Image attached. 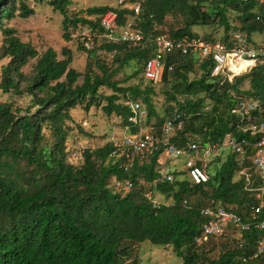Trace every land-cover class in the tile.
Listing matches in <instances>:
<instances>
[{
    "label": "trees",
    "instance_id": "trees-1",
    "mask_svg": "<svg viewBox=\"0 0 264 264\" xmlns=\"http://www.w3.org/2000/svg\"><path fill=\"white\" fill-rule=\"evenodd\" d=\"M30 1L0 0V34L4 36L0 60H8L2 65L0 91L9 95L0 100V264H129L125 258L145 242L172 248L182 258L181 264H264V256L243 261L261 236L255 228L246 233L242 248L229 237L204 246L194 242L206 220L201 214L204 200H212L214 207H236L242 215L256 205L238 176L242 159L232 151L223 161L218 156L208 164V182L192 185L183 171L175 173L174 183L162 180L158 159L163 148L143 160L136 158L133 167L124 171L110 158L111 140L85 149L77 165L69 161L66 145L74 128H82L73 115L77 106L85 110L95 106L107 116L114 114L124 128L130 124L129 100L143 103L147 123L156 117L160 124L181 113L182 127L174 139L179 146L186 141L221 143L228 132L254 141L249 133L239 131L242 122L232 110L238 99L255 98L264 104V63L249 73L248 91L242 88L245 77L230 81L213 75L211 62L196 66L193 54L169 56L174 69H166L156 84L146 82L144 70L154 55L155 25L168 24L176 38L200 36L194 26L214 25L224 31L217 41L230 42L236 30L246 31L252 40V33L264 32V25L255 21L259 1L140 0L137 20L144 38L132 43L110 40L101 22L103 15L114 11L119 31L137 18L127 6H92L83 16L70 12L72 0H33L63 16L66 41L74 39L76 30L83 32L77 43L86 53L84 72L72 66L71 47L64 46L60 53L53 47L39 52L7 25L16 17L26 19L35 13ZM86 29L91 31L85 33ZM205 39L215 41L210 35ZM88 40L93 42L91 48L85 46ZM99 51L112 53V61ZM31 59L35 62L25 73L22 68ZM131 65L137 68L126 78H116ZM136 77L142 83L126 84ZM246 150L244 161L249 163L254 149L248 145ZM113 176L133 179V189L125 194L115 190L110 185ZM148 182L171 203L154 207L144 195Z\"/></svg>",
    "mask_w": 264,
    "mask_h": 264
},
{
    "label": "built area",
    "instance_id": "built-area-1",
    "mask_svg": "<svg viewBox=\"0 0 264 264\" xmlns=\"http://www.w3.org/2000/svg\"><path fill=\"white\" fill-rule=\"evenodd\" d=\"M128 7L134 10L137 18L128 20L119 31L117 30V13L108 11L103 15L101 22L106 30L105 36L113 41L139 43L144 38L138 26L141 3L135 0ZM256 19L260 24H264L260 15ZM164 27L161 24L155 25L158 35L154 40V55L148 59L144 70L147 80L155 84L161 81L166 69L168 71L174 69V64L169 63L168 59L176 53L193 54L197 65L210 61L213 75H221L230 80L232 79L230 74L242 69L243 63L250 66L252 62H264V40L255 43L249 39L245 31H235L231 41L226 42L225 40H207L203 36L186 35L183 38H176ZM86 31L89 33L91 30L86 29ZM92 45L93 42L90 40L85 42L87 48H91ZM126 104L131 109L130 124L124 127L121 139L113 138L114 149L110 154L113 162H117L124 171H129L133 167L136 158L143 160L154 151L163 148L162 155L158 159V169L162 180L174 183L175 173L183 171L191 180L192 185H200L209 181L208 163L218 155L222 146L229 148L239 159H242V167L238 176L243 179L244 190L255 197L256 205L246 215L237 212L236 207L226 208L222 205L203 207L201 214L206 220L194 242L196 246H204L210 241L229 237L238 247L242 248L245 246L246 233L255 228L261 231V236L256 241L254 251L249 255H244L243 261L264 256V107L254 101L240 99L232 110L240 117V123L242 122L239 131L249 133L255 138L254 141L250 142L247 138H240L239 135L230 132L225 135L221 143L203 144L199 141H186L185 144L179 146L174 139L177 138V133L182 127L181 113L176 112L166 118L157 128L146 122V108L141 101L129 100ZM83 142L89 144V140ZM248 145H252L254 149L249 163L244 161L248 158L246 156ZM87 148L91 147L82 145L81 151L73 157L83 161V154ZM180 158H184L185 161L183 170L179 167L170 168V165ZM68 159L70 161L69 156ZM256 180L259 183H256ZM110 185L125 194L133 189L135 181L128 177L113 176L110 179ZM146 187L144 195L154 207L171 203L167 201L170 199L157 197L159 193L153 182L146 183ZM185 203L188 201L185 200Z\"/></svg>",
    "mask_w": 264,
    "mask_h": 264
},
{
    "label": "rangeland",
    "instance_id": "rangeland-1",
    "mask_svg": "<svg viewBox=\"0 0 264 264\" xmlns=\"http://www.w3.org/2000/svg\"><path fill=\"white\" fill-rule=\"evenodd\" d=\"M124 1H126V4L124 3ZM257 1H259L260 3L258 2V4L256 5L255 12L264 16V2L260 0ZM29 3L32 7L35 8V13L26 19L16 17L13 20L8 21L7 25L15 28L17 30V34L20 36L22 41L29 42L39 52L44 51L48 47H53L60 53L64 46L71 47L74 53V60L72 66L78 71L84 72L87 61L86 53L79 48V43H77V39L79 37H82L80 35L83 34V32L76 30L74 32V39L66 41L63 38V16L59 12L54 11L50 6L46 4H37L33 0H31ZM102 5H107L110 7H119L123 5L128 7L129 5H131V2L129 0H72L70 12H80L81 15L86 16V11L89 7ZM231 14L232 16L236 15V11H232ZM234 24L238 26V21H235ZM164 28L165 30H170L168 24H166ZM193 29L200 36L206 38L207 35H210L212 39L215 40H219L220 36L224 33L222 26H194ZM260 32L261 31L258 30L259 34L255 36L257 40L259 39V37H264V32L262 33V35H260ZM85 33H87L86 30ZM3 38L4 36L0 34V45L2 43ZM99 54L105 57L106 61H112V53H104L99 51ZM7 62V59L0 60V81L2 65ZM34 62L35 59H31L22 68V70L25 73L30 71ZM195 65L198 66L197 63ZM136 68L137 67L135 65H131V67H128L125 71L119 73L116 78H126ZM249 75L250 74L243 76L245 77V80L242 83V88L247 91L251 90V77ZM191 76L194 77L196 76V74L192 72ZM148 81L149 80L146 79V82ZM137 82L142 83V79L136 77L134 79L129 80L126 84ZM101 91L105 93L107 92V89L102 88ZM8 97L9 95H5L0 91V100H5ZM159 103H161V100H159ZM160 106L161 104H159L157 107ZM73 115L75 120L77 121L76 123L82 128L80 129V127L78 126L74 128V130L68 135L66 145L69 149L70 161L76 165L81 163L82 160H77L78 158H74L73 155L81 151L82 145H88V147L96 148L104 145V143L110 140L113 141V138L121 139L123 137L124 128L121 125V119L118 116H115L114 114L112 116H107L100 108H97L95 106L91 107L89 110H85L82 106H77L76 109H73ZM150 124L155 125L157 128L161 125V123L158 124V119L156 117H153L151 119ZM84 140H89V144H84ZM230 152V149H226V147H221L218 155H216L211 160L212 163L216 162L215 159L218 156L222 157L221 160L223 161L228 156V154H231ZM176 160V163L171 164L170 168L179 167V169L183 170L185 164L184 158ZM198 196L199 194L192 197V203L196 202ZM157 197L160 199H164L163 196H161L160 194L157 195ZM167 201L171 202L172 199ZM203 204L204 207L213 206V201L207 199L203 201ZM125 262L129 264H181L182 258L177 256L170 247L167 248L163 246L154 245L150 242H145L142 243L140 246L135 247L131 255L125 258Z\"/></svg>",
    "mask_w": 264,
    "mask_h": 264
},
{
    "label": "clouds",
    "instance_id": "clouds-1",
    "mask_svg": "<svg viewBox=\"0 0 264 264\" xmlns=\"http://www.w3.org/2000/svg\"><path fill=\"white\" fill-rule=\"evenodd\" d=\"M260 1H262V2H264L263 0H260ZM261 16L262 18H263V20H264V16L263 15H261V14H257L256 15V17L257 16ZM256 17H255V21L259 24V25H264V24H260L258 21H257V19H256ZM238 24H239V22H238ZM236 31H243V30H236ZM235 32V31H234ZM233 32V33H234ZM246 32V31H245ZM260 35H262V33L260 32ZM251 38H252V41L253 42H255V43H259V42H262L263 40H264V37H259V39L257 40L255 37L253 38V36L251 35ZM250 39V38H249ZM251 40V39H250ZM264 62H252V63H250V66L247 64V63H243V65H242V69H240L239 71H237L236 73H231L230 75L232 76V79L230 80V79H228V78H226V79H228V80H230V81H232L235 77H238V76H245V75H247V74H249L251 71H252V69L254 68V67H256L257 65H259V64H263ZM222 78L223 79H225L223 76H222ZM247 99V98H246ZM238 100H240V99H238ZM237 100V101H238ZM248 100H250V101H254V102H256V103H258V104H261L263 107H264V104H263V102H261L260 101V99H255V98H248ZM237 103V102H236ZM235 107V106H234ZM228 133H230V132H228ZM254 138V137H253ZM255 139V138H254ZM218 143V142H217ZM222 147H224V146H222ZM227 148V147H226ZM229 149V148H228Z\"/></svg>",
    "mask_w": 264,
    "mask_h": 264
},
{
    "label": "crops",
    "instance_id": "crops-1",
    "mask_svg": "<svg viewBox=\"0 0 264 264\" xmlns=\"http://www.w3.org/2000/svg\"><path fill=\"white\" fill-rule=\"evenodd\" d=\"M257 34H259L258 32H254V33H252V36H256ZM256 38V37H255Z\"/></svg>",
    "mask_w": 264,
    "mask_h": 264
}]
</instances>
